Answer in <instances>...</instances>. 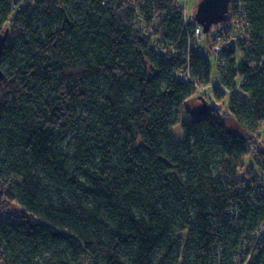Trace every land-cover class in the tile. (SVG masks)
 <instances>
[{
	"label": "trees",
	"instance_id": "trees-1",
	"mask_svg": "<svg viewBox=\"0 0 264 264\" xmlns=\"http://www.w3.org/2000/svg\"><path fill=\"white\" fill-rule=\"evenodd\" d=\"M230 10L199 50L183 0H0V264H264V0ZM207 87L249 136L180 119Z\"/></svg>",
	"mask_w": 264,
	"mask_h": 264
},
{
	"label": "rangeland",
	"instance_id": "rangeland-1",
	"mask_svg": "<svg viewBox=\"0 0 264 264\" xmlns=\"http://www.w3.org/2000/svg\"><path fill=\"white\" fill-rule=\"evenodd\" d=\"M186 3V12L188 15H191L194 17L195 12L197 10V5L200 0H184ZM215 30V26L212 27L211 31ZM205 55L208 57L209 62L212 67L213 75L211 74V78L215 81H217V63L215 60V56L213 52L209 51L208 49L205 50ZM222 61L224 62L225 59L222 58ZM219 93H215V90L213 91L209 87L206 88V90H203V88H199L198 91L190 96L186 100V107L187 108H181L180 110V119L190 116L192 114L198 113L204 104V100H206L209 104H215L216 106L220 107L221 112L224 114V120L226 123V126L231 129L238 131L246 136H249L246 132V130L239 124V122L233 117L232 114L229 113L227 110V95L223 97L224 95L220 96ZM219 96V97H218ZM259 133L250 140V152L249 155L246 156V161H249L251 163L257 164L258 160H264V122L260 124ZM177 131H179V124L174 127ZM71 139V133H69L66 143L68 144ZM258 169V168H256Z\"/></svg>",
	"mask_w": 264,
	"mask_h": 264
},
{
	"label": "water",
	"instance_id": "water-1",
	"mask_svg": "<svg viewBox=\"0 0 264 264\" xmlns=\"http://www.w3.org/2000/svg\"><path fill=\"white\" fill-rule=\"evenodd\" d=\"M232 0H200L195 12V20L203 25V31L209 32L213 26L227 22L230 15V4ZM9 35V29L0 32V77L3 75L2 55ZM208 107V102L204 100L200 113Z\"/></svg>",
	"mask_w": 264,
	"mask_h": 264
},
{
	"label": "built area",
	"instance_id": "built-area-1",
	"mask_svg": "<svg viewBox=\"0 0 264 264\" xmlns=\"http://www.w3.org/2000/svg\"><path fill=\"white\" fill-rule=\"evenodd\" d=\"M183 5L186 8V3L184 0H183ZM230 9H231V4H230ZM187 16L188 15L186 12V20L187 19L190 20V18H187ZM189 17L192 16L190 15ZM208 33L209 32L203 31V25L195 20V24L191 27L188 34L190 45L196 49L204 50L206 48V45H208L207 43ZM245 33H246L245 21L243 23L242 20L240 21L238 19L232 28H224L215 34V36L212 38L211 41L213 51L220 52L226 45H230L231 43L241 40V38H244Z\"/></svg>",
	"mask_w": 264,
	"mask_h": 264
}]
</instances>
